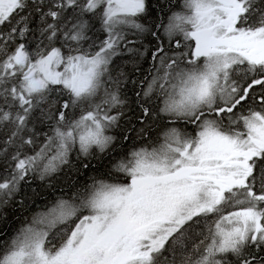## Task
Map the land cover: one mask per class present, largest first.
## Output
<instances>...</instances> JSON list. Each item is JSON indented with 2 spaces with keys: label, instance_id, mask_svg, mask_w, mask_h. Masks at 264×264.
Instances as JSON below:
<instances>
[{
  "label": "snow or ice",
  "instance_id": "1",
  "mask_svg": "<svg viewBox=\"0 0 264 264\" xmlns=\"http://www.w3.org/2000/svg\"><path fill=\"white\" fill-rule=\"evenodd\" d=\"M36 182L0 264H264V0H0V221Z\"/></svg>",
  "mask_w": 264,
  "mask_h": 264
},
{
  "label": "trees",
  "instance_id": "2",
  "mask_svg": "<svg viewBox=\"0 0 264 264\" xmlns=\"http://www.w3.org/2000/svg\"><path fill=\"white\" fill-rule=\"evenodd\" d=\"M116 134L119 135L118 132ZM81 179H83V177H81ZM33 187H35L37 191L35 204H31L30 207L23 212L15 208H9L7 209V218L0 221V228H3L9 235H12L14 231L19 228L25 217H30L32 212L38 210L37 205L43 207L44 204L54 200L55 197L60 194L58 188L53 192L52 190H47L39 186V182H36Z\"/></svg>",
  "mask_w": 264,
  "mask_h": 264
},
{
  "label": "bare ground",
  "instance_id": "3",
  "mask_svg": "<svg viewBox=\"0 0 264 264\" xmlns=\"http://www.w3.org/2000/svg\"><path fill=\"white\" fill-rule=\"evenodd\" d=\"M177 2H179V0H177Z\"/></svg>",
  "mask_w": 264,
  "mask_h": 264
}]
</instances>
